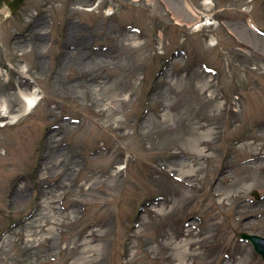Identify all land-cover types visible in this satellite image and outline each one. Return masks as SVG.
I'll list each match as a JSON object with an SVG mask.
<instances>
[{
  "label": "rangeland",
  "instance_id": "obj_1",
  "mask_svg": "<svg viewBox=\"0 0 264 264\" xmlns=\"http://www.w3.org/2000/svg\"><path fill=\"white\" fill-rule=\"evenodd\" d=\"M205 1L0 7V264L82 263L92 230L95 264H176L185 239L188 264H264L239 237L264 238V0Z\"/></svg>",
  "mask_w": 264,
  "mask_h": 264
},
{
  "label": "bare ground",
  "instance_id": "obj_2",
  "mask_svg": "<svg viewBox=\"0 0 264 264\" xmlns=\"http://www.w3.org/2000/svg\"><path fill=\"white\" fill-rule=\"evenodd\" d=\"M206 5H210L212 4V2L210 0H206L205 1ZM195 15L194 18L198 19V22L194 23L195 24V29L196 30H201L202 25L200 23H202L201 19L204 17L206 19H208V21L206 22V24H209V19L213 18L210 14L208 13H202L201 11H195ZM23 77L26 78L27 80H31L34 81V79L26 72V71H22ZM21 98L23 99V101L25 102V109L26 111H28L29 109H31L35 104H37L38 100L40 99V89H38L37 87L33 90V91H29V92H25V91H21L20 93ZM5 105L3 104L1 106V110L4 111L5 110ZM24 109V110H25ZM176 114V113H174ZM175 121H178V119H174ZM167 120H164V122H166ZM157 124H160L159 121H157ZM200 128V127H199ZM195 135L198 137L197 139V148L195 150V155L197 156V158L201 159L204 158L206 156V152L207 150H205L204 146L206 143L205 137L206 134L205 132H195ZM121 170V169H120ZM192 170L194 171V169L192 168ZM181 172V176H175V181H176V192H177V196H178V192H180V190L184 193L180 198H178L175 201V205L179 206L183 203H181L183 200L187 199L189 196L188 192H185L183 189H187V190H192L193 188V184H190L189 181L190 179H192L193 174L191 171H177L176 173ZM186 177L187 181L184 180ZM54 204V203H52ZM156 212L159 215H162V212L164 210V207L161 206L160 204L156 203ZM58 212V210H54V215L52 214V216H50L49 222L48 220L44 221L43 226H49V228H47V230L44 228V231L48 232L49 234H52L55 227L56 226H60V223L62 222L61 219H59L60 216H62V213ZM74 213V212H73ZM47 223V224H46ZM188 226L194 227V223H190L188 224ZM98 233V231L96 230H92L87 236H86V240L82 243L79 244L78 246H75L73 248L74 251L77 252V254L81 257L82 259V263L79 264H95V260L97 259V253H98V249H96V246L94 245L95 242H93V237L95 236V234ZM98 235V234H97ZM193 241H189L188 239L182 241L179 243L178 248V256H177V261L176 264H188V259L191 256V250L190 247L192 245ZM52 246H58V243H54ZM80 247V248H79ZM67 251H69V249L67 248Z\"/></svg>",
  "mask_w": 264,
  "mask_h": 264
},
{
  "label": "water",
  "instance_id": "obj_3",
  "mask_svg": "<svg viewBox=\"0 0 264 264\" xmlns=\"http://www.w3.org/2000/svg\"><path fill=\"white\" fill-rule=\"evenodd\" d=\"M12 10H14V8H12ZM254 195L259 198L258 193H255ZM239 236L243 241H250L255 251L262 256L264 261V238L257 235H249L247 233H241Z\"/></svg>",
  "mask_w": 264,
  "mask_h": 264
},
{
  "label": "flooded vegetation",
  "instance_id": "obj_4",
  "mask_svg": "<svg viewBox=\"0 0 264 264\" xmlns=\"http://www.w3.org/2000/svg\"><path fill=\"white\" fill-rule=\"evenodd\" d=\"M23 3V0H0V7H6L11 15H15L18 13V11H20ZM10 7H17V9L11 12Z\"/></svg>",
  "mask_w": 264,
  "mask_h": 264
}]
</instances>
